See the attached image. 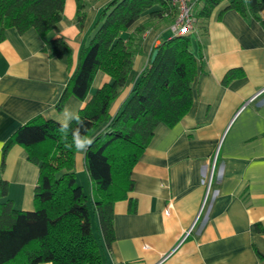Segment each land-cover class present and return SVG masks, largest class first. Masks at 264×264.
<instances>
[{
    "label": "crops",
    "instance_id": "crops-1",
    "mask_svg": "<svg viewBox=\"0 0 264 264\" xmlns=\"http://www.w3.org/2000/svg\"><path fill=\"white\" fill-rule=\"evenodd\" d=\"M109 1L90 4L80 26L75 0H65L59 31L50 37L67 42L70 66L43 50L34 29L22 34L0 30V179L7 185L0 203L10 200L18 210L34 209L38 165L18 144L3 154L14 132L34 117L57 121L66 106L79 112L110 81L97 71L85 100L68 95L62 109L56 108L80 49ZM241 1L244 13L223 1L206 22L200 21L199 33L189 35L195 38L191 51L197 64L190 108L174 125L154 129L132 168L131 190L113 204L114 240L108 246L92 216L104 264H264V9L256 18ZM148 19L143 15L128 32ZM168 30L169 24L154 20L143 34L131 78L110 106V117ZM229 72L233 76L222 82ZM84 155L75 154V177L76 172L88 177ZM91 190L90 182L86 192Z\"/></svg>",
    "mask_w": 264,
    "mask_h": 264
},
{
    "label": "trees",
    "instance_id": "trees-1",
    "mask_svg": "<svg viewBox=\"0 0 264 264\" xmlns=\"http://www.w3.org/2000/svg\"><path fill=\"white\" fill-rule=\"evenodd\" d=\"M98 0H75V21L81 26L86 8ZM244 13L241 0H201L195 15L206 22L221 2ZM251 14L258 18L264 0H246ZM65 0H0V30L14 28L19 34L34 29L51 57L72 64L71 49L59 31ZM149 19L128 30L143 16ZM174 10L167 0H111L99 12L88 41L79 52L56 108L61 110L68 95L85 100L97 71L110 81L100 86L79 115L95 143L84 155L92 192L76 182V151L64 147L59 124L53 119L34 117L20 126L4 146H22L27 160L38 165L32 211L14 208L10 200L0 203V264H104L102 246L92 228L96 217L102 240H113L112 210L116 200L131 190V171L159 124L174 125L192 102L191 84L197 74L190 36H171L152 49L141 73L133 79L131 91L117 113L109 109L132 75L134 57L141 52L143 34L154 20L171 24ZM205 31V30H204ZM233 76L225 75L222 82ZM77 127L75 123L72 128ZM71 142V133L68 141ZM6 182L0 179V196L6 195Z\"/></svg>",
    "mask_w": 264,
    "mask_h": 264
},
{
    "label": "clouds",
    "instance_id": "clouds-1",
    "mask_svg": "<svg viewBox=\"0 0 264 264\" xmlns=\"http://www.w3.org/2000/svg\"><path fill=\"white\" fill-rule=\"evenodd\" d=\"M56 119L62 134L61 138L65 141L64 147L70 151L74 149L76 152L87 153L95 143V138L88 135V126L79 112L66 106ZM73 123L77 125L74 129L72 128ZM69 132L71 142H67Z\"/></svg>",
    "mask_w": 264,
    "mask_h": 264
},
{
    "label": "built area",
    "instance_id": "built-area-1",
    "mask_svg": "<svg viewBox=\"0 0 264 264\" xmlns=\"http://www.w3.org/2000/svg\"><path fill=\"white\" fill-rule=\"evenodd\" d=\"M169 7L174 10V18L169 25V30L172 36H189L197 32L198 18L195 15L196 7L200 4L201 0H167ZM212 171V170H211ZM211 183V173L204 179L206 186V195L202 203V208L206 201ZM169 213V212H168ZM189 234L187 231L183 239Z\"/></svg>",
    "mask_w": 264,
    "mask_h": 264
},
{
    "label": "rangeland",
    "instance_id": "rangeland-1",
    "mask_svg": "<svg viewBox=\"0 0 264 264\" xmlns=\"http://www.w3.org/2000/svg\"><path fill=\"white\" fill-rule=\"evenodd\" d=\"M128 33H129V32H128ZM197 33H199V29H198V28H197V32H196V34H197ZM170 35H172V33L168 30V32L165 33V34L161 37L162 41L166 40V39H167V36H170ZM194 35H195V34H194ZM190 39H191L192 48H193L194 43H196V42H195V38L192 36V38H190ZM76 182H77L79 185H81L85 191H87V190L90 188V182H89V179H88L87 175L84 174V173L82 174V173L76 172ZM93 222H94V220L92 221V223H93ZM93 224H94V223H93Z\"/></svg>",
    "mask_w": 264,
    "mask_h": 264
},
{
    "label": "water",
    "instance_id": "water-1",
    "mask_svg": "<svg viewBox=\"0 0 264 264\" xmlns=\"http://www.w3.org/2000/svg\"><path fill=\"white\" fill-rule=\"evenodd\" d=\"M156 54H157V50H153V52L151 53L150 62L154 60Z\"/></svg>",
    "mask_w": 264,
    "mask_h": 264
}]
</instances>
